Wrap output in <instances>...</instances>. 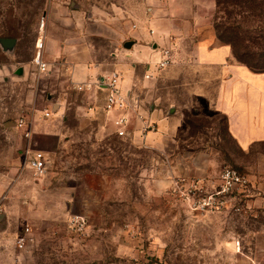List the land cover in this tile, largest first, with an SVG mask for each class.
<instances>
[{
    "label": "rangeland",
    "instance_id": "1",
    "mask_svg": "<svg viewBox=\"0 0 264 264\" xmlns=\"http://www.w3.org/2000/svg\"><path fill=\"white\" fill-rule=\"evenodd\" d=\"M220 2L218 6L216 1L213 15L219 43L234 42L240 52L247 46L255 53L247 60L264 67V56L259 55L264 48V0H242L238 6L231 4L234 0ZM48 4V0H0V39L17 40L9 52L0 45L1 214L8 216L17 233L29 227L36 237L20 262L264 264V211L246 208L245 192L229 197L228 207L203 212L193 210L180 192L168 186L164 165L169 154L183 168L185 158L208 152L219 177L224 168L242 175L256 168L261 171L258 163L264 146L242 151L230 138L228 118L214 109L213 98L192 94L193 78L201 72L197 67L176 63L159 71L150 93L165 108L174 106L183 119L176 141L164 150L119 136L102 108L80 112L70 106L58 116L67 139L58 148V164L50 159L48 174L40 178L29 170L27 151L35 135L26 138L17 121L26 118L33 124L55 117L44 115L48 91L41 88L46 81L38 74L31 78L17 71L34 61ZM74 100L83 102L76 96ZM57 165L58 177L52 172ZM71 172L77 174L73 190L77 203L66 199L74 180ZM95 173H104L110 181L104 201L101 194L88 193L87 181ZM88 197L89 205L81 202ZM76 218L83 219V228Z\"/></svg>",
    "mask_w": 264,
    "mask_h": 264
},
{
    "label": "crops",
    "instance_id": "2",
    "mask_svg": "<svg viewBox=\"0 0 264 264\" xmlns=\"http://www.w3.org/2000/svg\"><path fill=\"white\" fill-rule=\"evenodd\" d=\"M48 1L43 15L45 31L39 35L44 40L43 58L48 71L40 73L34 61L23 64L17 71L31 78L38 74L46 81L41 88L44 93L48 91L46 110L50 111V107L55 117L33 122L31 126L35 135L33 145L46 158L47 173L41 177L48 174L50 159L58 164V148L67 140L58 116L68 107H77L80 112L102 108L111 117L116 131L114 120L124 112L108 111L107 90L97 85L113 72L120 74V89L133 103L124 113L128 139L135 145L159 151L176 141L183 127L182 115L176 113L174 106L165 108L159 104L155 95L150 97L161 71L156 64L166 49L172 54L171 65L184 64L201 71L193 78L192 94L213 98L214 109L226 115L230 138L242 151L264 146V72H253L237 62L230 45L219 43L213 26L215 0ZM128 41L134 42L130 49L124 47ZM148 73L152 74L150 78L145 77ZM79 85L85 89L77 90ZM75 96L83 102H76ZM175 161L174 154H169L168 164L164 165L173 192L183 193L194 186L195 196L200 197L218 188V171L208 152L185 158L183 168ZM258 164L261 171L256 168L245 175L249 183L243 193L250 211H264V152ZM52 172L58 177V165L57 171ZM70 175L74 180L66 199L77 203L79 200L73 194L77 174ZM87 183L88 193H99L100 201H104L110 189L109 178L104 173H95ZM90 201L88 197L81 202L89 205ZM69 203L65 202L66 206ZM3 206L0 200V209ZM1 213L0 264H17L16 259L20 264L27 250L16 249L15 239L25 228L17 233L8 216Z\"/></svg>",
    "mask_w": 264,
    "mask_h": 264
},
{
    "label": "built area",
    "instance_id": "3",
    "mask_svg": "<svg viewBox=\"0 0 264 264\" xmlns=\"http://www.w3.org/2000/svg\"><path fill=\"white\" fill-rule=\"evenodd\" d=\"M45 27V19L41 20L40 30L43 31ZM37 54L34 58L35 65L37 66L40 73H45L48 71V63L44 61L43 50H44V40L43 38H38L36 43ZM172 54L170 50L163 51L162 59L156 64L158 70L167 68L172 64ZM152 74H146V78H150ZM121 76L117 72H113L108 77L103 78L97 82L99 88L104 87L107 90V95L105 99V107L108 111L120 110L124 113L133 107L131 99L122 92L120 89ZM77 90L83 91L85 87L83 85L76 86ZM114 120V126L116 128V133L119 136H128L127 129V117L126 114ZM45 117H50L51 112L46 110L44 112ZM32 124L26 118H20L17 121V128L24 131L26 138H32ZM27 167L33 172L37 177H41L45 174L47 165L45 153L41 149H36L32 144L27 151ZM220 183L218 188L205 196L197 197L195 196L194 186L189 190L184 191L181 195L185 198L187 202L190 203L191 208L195 211L206 212L208 210H221L228 203V198L233 194L241 193L246 190L249 183L245 175L240 174L237 170L233 168H224L219 177ZM184 182V180H182ZM2 211V209H0ZM76 223H78L82 228L85 226L83 219L76 218ZM35 243V238L31 234L29 227H26L23 232L18 234L15 239V248L18 250H27L30 246Z\"/></svg>",
    "mask_w": 264,
    "mask_h": 264
},
{
    "label": "trees",
    "instance_id": "4",
    "mask_svg": "<svg viewBox=\"0 0 264 264\" xmlns=\"http://www.w3.org/2000/svg\"><path fill=\"white\" fill-rule=\"evenodd\" d=\"M217 1V5L219 6L222 2H220V0H215ZM242 3V0H234V2H231V4L238 6ZM228 45H230L231 49H232V54H233V59L237 60V62L245 65L246 67H248L251 71L253 72H257V73H261L264 72V67L261 66L262 64H258V62L252 61V60H247V58H249L251 55H254L255 53L250 49L246 47H244L242 49L243 52H240L239 48L237 47V45L234 42H230ZM264 56V48L261 52V54Z\"/></svg>",
    "mask_w": 264,
    "mask_h": 264
},
{
    "label": "water",
    "instance_id": "5",
    "mask_svg": "<svg viewBox=\"0 0 264 264\" xmlns=\"http://www.w3.org/2000/svg\"><path fill=\"white\" fill-rule=\"evenodd\" d=\"M17 40L15 38H2L0 39V45L2 46L3 50L6 52L14 50L16 47ZM134 42L128 41L125 43L124 47L130 49Z\"/></svg>",
    "mask_w": 264,
    "mask_h": 264
}]
</instances>
